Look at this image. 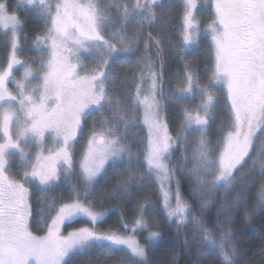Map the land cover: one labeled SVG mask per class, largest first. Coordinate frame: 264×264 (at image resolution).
I'll return each instance as SVG.
<instances>
[{"label": "snow or ice", "instance_id": "obj_1", "mask_svg": "<svg viewBox=\"0 0 264 264\" xmlns=\"http://www.w3.org/2000/svg\"><path fill=\"white\" fill-rule=\"evenodd\" d=\"M34 6V0H27ZM158 0H135L131 10L124 5L117 19L101 13L99 3H81L80 0H62L56 4L53 14L51 5L40 0L42 14L50 20L51 26L44 37H37V45L51 40V55L48 61L40 62L41 72L34 73L32 67H26L24 77L14 81L17 94L8 87L12 80V68L23 62L16 59L18 49L17 32L21 30L18 15L9 13L7 5L0 3V27L10 28L12 32V57L7 68L0 71V264H65V258L77 250L99 247L111 252L113 249H126L125 264H146V247L136 238L137 230L148 229L150 225L144 218L149 201L139 205L140 214L135 217L129 232L125 223L124 233L108 229L99 231L96 225L105 215L95 210V202L89 200L95 185L106 172V165L125 166L129 180H135L133 165L139 163L119 134L118 125L125 130L135 124V113L139 107L145 109V123L149 126V144L144 155L147 165L145 175L155 174L171 180L175 169H169L166 163L173 144L186 143L188 135L199 132L192 141L195 146L191 153L194 166L189 175L195 179L194 193H211L220 186L232 185L236 172L244 167L251 155L257 132H264V0H211L214 19L208 25L215 48V71L203 86L191 71L186 69V84L178 87V99L201 98L195 110H184L181 132L174 140L165 124L160 123V111L163 105L157 96L163 98L162 76L153 71L154 63L149 57L142 58L147 68V76L141 72V80L150 79L147 94L141 98L142 88L126 106L120 99L110 95L116 86V76L112 75L113 65L122 59L131 60L140 48L142 30L145 24L152 25L156 18L154 11ZM119 7V5L117 6ZM197 0H184L183 33L184 46L196 42L199 35V23L194 11ZM135 19L139 25L137 32L129 33L127 24ZM106 25H112L111 39H106L103 31ZM156 46L157 56L163 49L161 40L148 34L144 37V51ZM84 53L99 58V65L90 74L80 76L79 67H85L80 61ZM72 61H76L73 63ZM29 78L40 80L33 88H27ZM226 85L228 99L231 102L234 118L225 135L218 141L216 150L211 148L207 139V127L213 117L214 96L211 89L215 83ZM38 94V95H37ZM105 109L112 113L105 115ZM93 112L100 113L101 119L92 124L91 135L82 155L79 172L81 184L72 185L68 198L53 197L47 201L46 214H42L38 224L47 227L44 236H36L29 230L28 205L29 187L36 185L41 193L57 185L61 177L69 179L74 170L72 142L82 132V124ZM222 125V129H223ZM100 130L97 131L96 129ZM53 136L55 147H43L45 134ZM35 145L39 148L34 162L25 149ZM264 150V146H262ZM46 153V154H45ZM25 169L20 180L10 177V160L17 156ZM264 170V158L258 161ZM185 171L186 166H182ZM163 184V180L161 181ZM83 188V193H81ZM126 191V186L107 193L115 196ZM264 201V189L261 191ZM175 207L171 204L170 191L163 192L164 208L170 221H175L178 230L188 224L189 205L183 201L177 188ZM210 199V195L209 198ZM208 199L202 200L207 207ZM42 202L43 197L41 198ZM44 213V209H41ZM55 215H52V213ZM48 217L51 222H48ZM77 219H87L91 227H81L69 231L67 235L62 227ZM192 241L205 246L216 247L217 241L212 232L204 228L199 220L193 218ZM157 231H149L148 240L158 238ZM230 232L220 233L218 245L224 264H233L228 249L234 254L236 249L228 239Z\"/></svg>", "mask_w": 264, "mask_h": 264}, {"label": "trees", "instance_id": "obj_2", "mask_svg": "<svg viewBox=\"0 0 264 264\" xmlns=\"http://www.w3.org/2000/svg\"><path fill=\"white\" fill-rule=\"evenodd\" d=\"M0 3H5L9 13L15 12L20 19L21 30L16 34L19 47L15 55L23 62L21 66L40 64L46 57V49L41 45H37V37L48 33V27L50 26V20H46L42 14L43 9L39 5L29 6L25 0H0ZM160 5V3H157L154 8L156 18L152 25L145 24L143 27L138 52L131 60L124 59L123 61L125 65L123 68L130 69L126 78L128 87L126 88L125 97L135 96V88L139 84L137 71L142 70L144 72L147 70L142 58L149 57L154 63L152 70L162 76L164 96L161 104L163 105V119L167 126L168 134L175 140L178 134L181 137L185 135V133L181 132V124L184 120V110L187 109V104L184 99L169 98L178 97L179 93L176 89L185 86L184 84H178L174 87V80L178 77V71L175 65H173V60L178 59V56L173 52L175 48L182 46L186 48L187 53H190L193 50L191 47L194 44L189 45L190 47L184 46L179 38L176 40L170 36L169 30L173 29L174 24L169 22L171 20L169 19L170 17L167 19L164 15V18H162L163 12L161 11ZM204 9L211 10V5H207ZM213 13V10H211V15ZM134 24L139 28L136 22ZM199 25L201 26V24ZM178 28L181 29L182 25L179 24ZM149 33L153 37L161 40V48L163 51L160 56H157V49L154 44L148 52L144 51V37H147ZM200 34L201 32L196 37L199 38V41L196 40L195 43L198 44L199 42V50L204 48V46L205 49L207 48L210 56L209 64L212 67L213 52L210 43V34L208 30L207 32L203 31L201 36ZM10 51L11 43L9 34L6 30L0 28V69L6 67L5 65L9 59ZM198 54L200 56L202 55L201 53ZM14 76L16 77V75ZM215 87L219 89L222 100L218 95H214L213 103L216 105L220 104V107L223 106L229 109L222 83H215ZM128 102L130 105L131 102L129 99ZM94 114L95 112L89 115L85 122L93 118ZM135 114L138 113L136 112ZM173 125H177V128L174 129ZM132 128L133 126L125 130L123 124L118 127L119 132L122 131L123 134L121 136L124 139L128 137L127 134ZM263 135L264 132H260L255 139L251 155L246 158L247 163L244 167L236 172L232 185L220 186L203 197L194 193V187L191 182L183 175V171L180 170V167L186 164L185 158L188 156L190 135H188V141L186 143H175L167 158L170 169H175L171 181L173 186L175 185L179 188L183 201L189 205L188 224L181 226L179 230L177 223L174 220H169L165 208L160 205L159 190H157L158 186L156 182H149L147 180L152 176L145 175L147 170L143 167L142 158H135L139 163L133 165L136 178L131 181L129 180V174L125 171L126 165L121 166L117 164L116 168L119 169V173L111 172L106 178H101L95 185V190L89 196V200L95 202V210L105 212V215L96 225L97 230L104 231L111 229L119 233H124L126 230L123 225L127 223L129 225L128 231L130 232L133 220L140 214L139 205L145 200H148L152 208L149 212L147 211L149 208L147 206L143 215L150 227L148 229L137 230L136 233V238L140 244L146 247V264H224V257L220 255L218 247L221 232L231 233L228 239L232 241L236 251L234 254L231 248L228 251L229 258L233 261V264H264V201L259 198L257 210L247 214L244 211V196L240 193L241 187L247 184L246 179L249 180V174L255 169L251 170L250 163L255 157L253 151L259 148L258 142ZM121 184L126 186V191H121L115 196L107 195L113 189L120 187ZM72 185L80 186L79 183H71L69 179L65 180L61 178L57 182V185L49 189L47 193H41L39 190L31 191L30 209L32 210V216L36 219V222H32L31 224L32 227L34 226L33 230L37 231L38 227H44L40 226L38 222L41 215L47 212V201H50L53 197L59 199L66 191L70 192ZM80 190L83 193V188ZM209 195L210 199H208ZM42 197L45 202L41 201ZM203 199H208L207 207L202 206ZM251 199L254 200L250 196L246 204H252L254 201H251ZM171 200L172 206H175V199L172 197ZM41 209H44V213L41 212ZM193 218L199 220L204 228L212 232L213 237L217 241L216 247L212 248L201 243H189L185 245V240L192 241L194 234ZM81 227H91V224L87 219H77L75 222L64 226V233L66 234L67 231ZM149 231H157L160 235L158 238L148 240ZM126 251V249H113L109 252L94 246L75 251L65 264H125L127 260ZM30 263L32 262L30 261Z\"/></svg>", "mask_w": 264, "mask_h": 264}, {"label": "rangeland", "instance_id": "obj_3", "mask_svg": "<svg viewBox=\"0 0 264 264\" xmlns=\"http://www.w3.org/2000/svg\"><path fill=\"white\" fill-rule=\"evenodd\" d=\"M25 1L27 2V0H25ZM59 2H62V0H44L45 5H51L53 14L56 11L55 6ZM80 2L86 4V3L90 2V0H80ZM91 2L99 3L101 6V8H100L101 13L104 15L110 16L115 20L118 18L119 13L123 11L124 5H127L129 10H131L132 4L135 2V0H91ZM158 3L161 4L160 5L161 11L163 12L162 18H164V15L167 19L170 17L169 19H171V20H169V22H172V24H174L173 29L169 30L170 36L176 40H177V38H179L180 42L183 43L182 33H183L184 0H158ZM197 4H198L199 8L197 7L198 9H196L194 11V15H195L196 21H198V23L201 24V26L199 25V29H200L199 33L201 32V34H202L203 31L207 32L208 25L214 19V13L211 15V10H213V12H214V9L212 7L211 0H197ZM34 5H40V0H34ZM118 5H119V7H117ZM207 5H211V10L208 11V10L204 9L207 7ZM134 21L135 20L133 19L132 21H130L127 24V29H128L129 33L137 32L139 30V28L136 27V25L134 24L135 23ZM179 24L182 25L181 29L178 28ZM50 26H51V22H50ZM0 28L2 30H6L8 32L9 39L11 41L12 32H11L10 28H4V27H0ZM106 29L107 30L103 31V35L106 39H111L112 25H106ZM201 34H200V36H201ZM46 35H47V33L42 35L41 37H44ZM196 40L199 41V38H196ZM210 43H211L212 52H213V66L212 67L209 64L210 56H209L207 48L205 49V46H204V48H201V50H199V48H198L199 42H198V44L193 43L194 45L191 47L193 50H191L190 53H187L186 48H184L182 46L175 48L173 53L178 56V59L173 60L174 61L173 65H175L176 70L178 71V77H177V79L175 78V80H174V87L178 84L179 85H182V84L185 85L186 84V69L188 71H191L192 74L199 79L201 86H203L205 83H207L209 81L210 77L213 74L212 72L215 71V64H216L215 48H214V45L212 43L211 35H210ZM39 45H41L43 48L46 49V57L44 58V62L46 63L48 61V59L50 58V55H51V50H50L51 40H49L47 43L41 42ZM191 48H189V49H191ZM196 49H197V51H196ZM32 50H33V47H32ZM198 53H201L202 55L200 56V54H198ZM179 56H180V58H179ZM11 57H12V48L10 51L9 59ZM9 59L7 60V64L9 62ZM16 59H18V58L16 57ZM80 61L82 62L83 65H85V67H79L78 68V74L80 76H85V75L90 74L91 71L93 69L97 68L99 63H100L99 58L97 56L91 54V53L82 54L80 56ZM123 61H124V59H122L121 61H119L115 65H113V68L111 69L112 75L116 76L117 79H116V86L114 87V89L110 93V95L114 98L120 99L122 101V103H124L126 106H129V102H128V99L125 97V93H126V88L128 87V83L126 81V78L128 76L130 69L129 68H123V67H125ZM72 62L76 63V61H72ZM7 64L5 65L6 67L0 69V71H3L5 68H7ZM39 65L40 64H36V65L31 66L34 73L41 72ZM29 66L30 65H28V66L26 65L24 67V65L21 66V64L13 65L12 73H11L12 80L8 83V87L11 91H13L14 95L17 94V85L14 81H20L24 77L25 68L29 67ZM147 71L148 70L144 71L145 76H147ZM141 72H142V70L137 71V79L139 81L138 85H141V88H142L141 98H143V96L147 94V91H148V88H149L151 81H150V79H145L144 81H142L141 75H140ZM160 73L162 74V72H160ZM14 75H16V77ZM39 83H41L40 80L29 78V82H26V86H27V88L30 89V88L35 87ZM222 85L224 87L223 92L225 94L226 102L229 106V109H227L226 107L224 108L223 106L220 107L221 106L220 104L219 105L214 104V108L212 110L213 111V117L210 120L209 126L206 129L207 139L210 142L211 148L213 150H216L219 147H222V145L218 144V141L222 138L223 135H225L228 126L231 124V122L234 118V114H233L232 108H231V102L228 99V93H227L226 85L223 83H222ZM135 89L137 92V87ZM211 91H212L213 96L218 95L219 98H221V100H222V96H220L221 94H220V91L217 87L214 86L211 89ZM135 95H136V93H135ZM156 99L159 100L160 103H162V101H163L160 96H157ZM184 100L186 101L185 103L187 104L186 105L187 109L193 110V111L195 110L196 106L201 103V98L199 96H196L194 99L189 98V99H184ZM105 110H106L105 115H107V116L112 115V113L109 112L107 109H105ZM137 113L138 114H135V117H134L135 124H134L132 130H130V132H128V134H127L128 137H126V139L122 140V143L126 144L131 149V151L133 153H139L140 154L138 157L142 158L143 167H144V169L147 170V165L144 163V155L146 153V150H147L148 144H149L150 129H149V126L145 123V109L143 107H139V110L137 111ZM159 115L161 117L160 123L165 124L164 123L165 121L163 119L164 114H163L162 109H161ZM100 119H101L100 113L95 112L93 118H90L87 122L84 121L85 123L83 122V124H82L83 131L78 132L77 138L72 142L74 170L68 174L69 180L71 183L81 184L80 178L77 175V173L79 172L80 161H81L82 155L84 153V149L87 146L88 137L91 135L92 124L94 121H99ZM120 125H118L117 127H120ZM222 125L224 126L223 129H222ZM173 126H174V129L177 128V125H173ZM171 128L173 129V127H171ZM96 130L99 131L100 129L97 128ZM119 134L122 135L123 134L122 131L119 132ZM259 134H260V131L257 132L255 139L258 137ZM199 135H200L199 132H192L190 134L188 156L185 158L186 164L182 165V166H186V169H187V170L183 171V175L191 182V184L194 188L196 187V182H195V179L189 175V170H191L192 167L194 166L193 161L191 159V153L193 152L195 146L192 144V141L197 139L199 137ZM45 136H46V139L44 140L43 147L45 149L55 147L54 142H53V136L49 135L48 133H46ZM174 145L175 144H173V146ZM258 146H259V148L255 149V151H253L255 153V155H254L255 157L253 158V160L250 163L251 170L254 168L255 169L253 170V172H251V174H249L250 175L249 180L246 179L247 184L245 186H242L240 189V193H242V195L244 196V198H243L244 199L243 205H245L244 211L247 214L253 213L257 210L258 203H259L258 201L260 200L259 198L261 196V191H262V189H264V170H261V168L259 167V164H258V161L261 158H264V150H262V146H264V135L259 140ZM25 151L28 153V155H30L33 158L32 160L27 161V163L30 166L31 163L34 162V158H35L37 152L39 151V148L36 147L35 145H30L25 149ZM166 163L168 164L167 161H166ZM177 163H179V161H177ZM10 165L11 166L9 167L7 174L10 177H13L14 179L20 180L21 177L23 176V172L25 169L23 168L22 161H20L18 155L13 157L10 160ZM116 165H112L111 163L106 165V172L101 178L102 179L106 178V176L109 175V173H111V172H115L116 174L119 173V169L116 168ZM168 167H169V165H168ZM169 169H170V167H169ZM151 176L152 177H149L147 180L149 182L150 181H153L154 183L156 182V184L158 186L157 190H159L158 196H159L160 205L164 207L163 192L170 191L171 199H172V197L175 199V195H176L178 187H176L175 185H174L175 186L174 187L172 185L171 180L169 181L163 177L158 179L155 174H152ZM61 178H64V177H61ZM162 180H163V184L161 183ZM25 186L29 187L28 205H29V208H31V198H30L31 197V191L33 192V191H36L39 189L36 185L26 184ZM179 193H180V190H179ZM207 194L208 193L205 192V193H201L199 195L201 197H203ZM68 195H69V192L66 191L65 194L63 195V197L65 199H67ZM250 196H252L254 198V200L251 199V201L253 200L254 202L252 204H250V203L246 204V201L248 200V198H250ZM175 202H176V199H175ZM175 202H174V204H176ZM171 203H172V200H171ZM148 207L149 208L147 209V211L150 212L152 205L148 204ZM173 207H175V206L173 205ZM31 212H32V210L30 209V213ZM39 212H40V210H39ZM52 215H55V213H53ZM32 222L35 223L36 219L32 216V213H31L29 218H28V226H29V230L33 233V235L44 236L47 233V227H45V226L42 228L38 227L37 231L33 230L34 226L33 227L31 226ZM48 222L49 223L51 222L50 217L48 218ZM73 230H75V229H72L70 231H73ZM62 232H63V234H65L64 233V226L62 227ZM68 232L69 231H67L65 235H67ZM70 256L65 258V262L70 258ZM30 264H33V262Z\"/></svg>", "mask_w": 264, "mask_h": 264}]
</instances>
